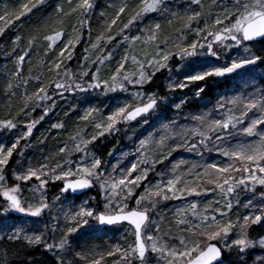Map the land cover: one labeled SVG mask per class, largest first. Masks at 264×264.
<instances>
[{"label":"snow or ice","instance_id":"obj_1","mask_svg":"<svg viewBox=\"0 0 264 264\" xmlns=\"http://www.w3.org/2000/svg\"><path fill=\"white\" fill-rule=\"evenodd\" d=\"M41 3L23 0L17 8L0 12V34ZM109 7L114 11L108 14L101 9L103 28L85 43L75 67L68 61L76 55L83 29L91 31L95 0L56 3L54 29L44 35L33 31L21 48L18 32L3 53L11 54L13 61L3 86L5 94L11 100L17 95L15 88L22 91L15 111L10 104L0 116V133L11 136L10 141L0 140V264H10L21 254V264H33L27 253L36 247L52 253L56 264H264V233H252L253 226L264 228V191L255 192L256 186L264 188V84L250 83L239 90L225 87L227 95L214 93L215 102L202 95L209 80H228L230 74L238 82L250 75L246 66L259 62L264 67V0H184L183 4L115 0ZM153 14L166 18L169 27L178 26L167 34L161 19L149 18ZM120 19L122 23L114 28ZM66 27L69 34L63 46L54 49ZM40 41L45 42L44 55L33 64L31 46ZM50 52H54L51 58ZM173 57L179 60L173 62ZM26 58L29 72L24 76ZM32 69L40 74L32 76ZM161 69L169 71L168 91L163 95L145 88ZM29 78L34 81L31 89ZM189 86L193 97L209 107L184 112L188 98L177 99L175 90ZM117 90L129 98L110 111L83 106L76 117L83 126L71 131L68 141L56 149L62 156L42 154L35 161L26 156L34 125L56 107L61 95ZM162 105L176 110L174 118L163 119L141 136L135 149L138 155L126 166L93 150L98 137L118 133L121 124L127 126L137 117L138 123L147 124L145 117L152 113L159 117L168 110ZM36 106L41 108L40 117L26 118ZM77 107L72 103L64 115ZM17 127L19 133L12 135ZM52 127L62 128L63 121H54ZM177 148L197 154L212 151L226 159L202 164L176 160L169 170L157 174L160 179L150 180L155 165ZM56 181L59 186L49 197L50 182ZM91 187L97 192L82 195ZM209 192L216 194L203 199L202 194ZM244 192L255 193L259 201L244 199V211L233 215ZM181 197L188 199L171 211L161 207L162 202ZM60 200L71 207L60 206ZM58 206L62 221L55 212ZM116 228L127 234V239L121 236L125 242L111 243L106 249L73 243V234L86 239Z\"/></svg>","mask_w":264,"mask_h":264},{"label":"trees","instance_id":"obj_2","mask_svg":"<svg viewBox=\"0 0 264 264\" xmlns=\"http://www.w3.org/2000/svg\"><path fill=\"white\" fill-rule=\"evenodd\" d=\"M1 1V0H0ZM55 0H48L45 3H41L40 5H37L34 9L30 11V13H25L24 16L19 18V23L17 21H13L12 25H9V27L5 30V33L0 34V116H3L6 111L9 110V105L11 104V111H15L16 106L18 105L19 99H20V92L22 89L15 88L14 91H16L17 95L13 96L11 100H9L5 94L4 91V84L7 82V78L5 76V72L8 71V69H12L13 61L11 59V54L8 56H5L3 53H7L8 48L12 46L11 37L13 35H16L18 32L21 34L22 39L20 41V44L17 46L18 48H21L23 46H26L27 43V36L31 34L33 31L37 32L40 35H44L47 33L49 29H52V26H56L53 21L55 20V16L52 15L55 9L54 5ZM184 0H176V2ZM58 2L63 3L67 5L68 0H58ZM115 1H109V0H95V8L92 12L91 16L89 17V25L91 31L89 32L88 28L83 29V35H82V41L81 43H78V46L75 47L74 52L75 56L68 61L70 65L73 67L77 64V57L80 56L79 53H77V50H82L84 48V44L87 42L88 37H95L98 31H100L103 28V19L105 17H102L100 15L101 9L104 10L105 13H112L114 9L112 7H109L110 3H114ZM128 2L135 3V0H128ZM6 3V6H1L0 2V12L4 10H10L13 8H17L19 6V0H7L4 1ZM46 12H50L49 15L42 18ZM151 16H155L152 17ZM126 18V17H123ZM151 19L159 18L161 19L162 27L166 29L167 34H171L172 28L178 26L175 23L169 27L166 24V18H162L159 16H156L155 14L150 15ZM122 23V19L117 21L116 25H113V27L119 26V24ZM69 24V18H65V25ZM77 28L80 27L79 24L76 25ZM68 32V28L66 27V33ZM87 39H86V37ZM188 36L191 37V32L188 33ZM62 46V45H60ZM259 46V45H258ZM58 47V46H57ZM56 47V48H57ZM32 51V63L35 64L38 59L43 58V48H33V45L31 46ZM54 52H50L48 55L49 58H51V55H53ZM173 62L178 61L177 57L172 58ZM47 67V64L44 65ZM23 71L21 75L27 76L29 72V61L26 58L23 62ZM249 69L255 68L260 73L264 74V67L261 66V64L258 62L254 66H246ZM40 73L36 71V69H32V76H36ZM175 75V72L172 73ZM47 75V74H44ZM169 75V71L167 69H162L158 73L155 74L153 81L149 82L148 85L145 86L146 90H153L156 89L159 94L163 95L168 90L165 87V78ZM231 76H229L228 80H225L223 78H220L219 80H209V87L206 91L203 92V97L205 100H210L212 102H215L216 96L214 93L219 92L221 95H227V93L224 91L225 87L231 89V88H237L239 90L240 88L244 87L243 80L240 81H232L230 79ZM48 78L50 79L51 76L48 75ZM29 85L28 87L31 89L33 86L34 81L29 78ZM231 82H233V85L231 86ZM194 84L198 82H193ZM185 91V92H182ZM93 92L88 93L83 98L81 96V93H68L67 96L61 95V98L57 100L56 107L52 108L49 113L44 114V118L38 120V122L34 125L33 132L31 133L30 140L28 147L25 149V154L27 157H31L34 161L40 159L41 155H48L50 158H53V154H55L57 157L62 156L61 153H56V149L59 144L67 142L68 136L71 131H75L77 127L83 126V121H77L76 117L82 113V108L85 106L84 104H90L95 105L96 107L103 108L105 111L111 110L112 103L117 102H123L124 99H126V96H128L127 93H123L120 90H117L115 92L108 93L107 95H99L95 94L92 95ZM172 94V93H171ZM175 97L177 99H180L182 97H187L188 99L184 101V112H194L196 109H205L209 107L208 104L201 103L199 98H195L192 95V87L189 86L185 89H176L175 90ZM96 100V101H95ZM94 101V104H91V102ZM47 103V102H46ZM72 103H76L78 105L77 109H74L72 112L68 113L66 116L64 113L67 111V109L70 107ZM167 107V112L164 113L167 116H170L173 111L170 105L163 106ZM184 112H181L180 114L184 115ZM41 115V108L39 106H36L34 111L26 118H37ZM63 121V127L62 128H53L52 123L54 121ZM137 121L128 122L127 126L121 124L119 126V132L113 133L111 135L105 134L103 138L98 137L97 141L93 142V150H97L98 154L102 156L103 159L109 160L110 162L113 161V158L115 155H122L127 154V161L128 156L132 154V151L134 152L135 147V141L137 142V139L141 136H143L142 133L145 131H148L147 124L143 126H139L137 128ZM91 126L89 127L88 131L91 132ZM20 127H17V129L13 130L12 135H15L19 133ZM11 136L4 132L0 133V140L2 141H10ZM22 144L24 141L21 142ZM112 150L111 152L109 150ZM178 152L180 153V149L177 148L174 151L171 152V155H169L165 161H161L160 164L167 167L172 166L173 161L176 160H183L186 162H192L195 161L197 164L201 160V154H197L196 152H193L187 148L183 149V152L180 153L181 158H177ZM208 155L205 156L206 159H203L204 163H208L210 161H214L219 153H215L212 151ZM16 153H14L12 161H10V164L15 161ZM225 157H221V159ZM215 161L222 160L218 159ZM187 165H180V167H186ZM159 167V164L155 165V168ZM154 168V169H155ZM152 173H150L151 175ZM59 181L56 182H50L51 191H49V197H51L52 192L55 191V189L59 186ZM259 191H263L261 187H257L255 189V192L258 193ZM97 192V188L95 187L93 191H91V194H94ZM245 193V192H244ZM243 193V194H244ZM242 194V195H243ZM241 195V196H242ZM80 196L75 197V202L77 203L78 200H80ZM247 198L244 197L243 200ZM243 200H241V205ZM134 203V201H132ZM66 206H71L69 203L65 202ZM61 221L63 220V217L58 214ZM16 217H23L20 215L14 214ZM36 218H33L35 220ZM43 224V223H40ZM258 232V226H253L252 233L255 234ZM262 232V231H260ZM264 233V232H263ZM79 242L80 247H91V248H97V249H106L110 246L111 243H114V239L108 237V234L105 235H92L90 237L82 238L80 235L73 234V243ZM9 247H13V245H9ZM27 255L33 257V264H56L55 257L52 253H50L47 250H44L40 247H36L33 250L29 251ZM24 259V255L21 254V256L13 257L11 259L10 264H21V261ZM67 260L68 257H65Z\"/></svg>","mask_w":264,"mask_h":264},{"label":"rangeland","instance_id":"obj_3","mask_svg":"<svg viewBox=\"0 0 264 264\" xmlns=\"http://www.w3.org/2000/svg\"><path fill=\"white\" fill-rule=\"evenodd\" d=\"M4 1H7V0H1L0 2H1V6H6L7 4L6 3H4ZM48 0H42V3H45V2H47ZM109 1H115V0H109ZM21 2H23V0H19V3H21ZM179 3H181V4H183V2L182 1H178ZM56 3H58V0H55L54 1V5L56 4ZM49 13L50 12H46V14H44L43 16H42V18H44L45 16H47V15H49ZM152 17H155V16H151V18ZM56 26H52V29H54ZM69 34V32H67V33H65V35L64 36H62L61 37V40H58V41H56L55 42V44L53 45V48L55 49L57 46H60V45H62V41L63 40H66V38H67V35ZM86 37V36H85ZM92 39H94L95 37H91ZM86 39H87V37H86ZM113 39H116V37H114ZM87 42H90V37H88V39H87ZM86 42V43H87ZM45 46V42H43V41H40L38 44H33V48H38V47H41V48H43ZM63 46V45H62ZM78 46V44L76 45V47ZM108 46H111V42H109V45ZM84 47H85V44H84ZM138 49L141 47L139 44H137V46H136ZM81 52H82V50H77V53H79L80 55H81ZM177 59L179 60V57H177ZM115 61H112V63H114ZM8 70H10V69H8ZM105 71H107V69L105 68L104 69ZM162 70V69H161ZM8 72V71H7ZM7 72H5V76H4V78L6 77L7 78ZM230 79L232 80V81H235L234 79H232L231 77H230ZM242 82H245L244 83V85L243 86H245V85H248V84H255L257 87H259V85H261V84H264V74L263 73H260L258 70H256L255 68H252V69H250V75H248V76H246L244 79H243V81ZM231 84V86L233 85V82H231L230 83ZM148 91H151V90H148ZM182 92H185V91H182ZM88 93H91L90 91L89 92H86V93H81V96L84 98L85 97V95L86 94H88ZM108 93H111V92H108ZM108 93H100V92H95V93H92V95H95V94H99L100 96L102 95H107ZM172 94L171 93H169V96H171ZM129 97L128 96H126V99H128ZM125 100V99H124ZM123 100V101H124ZM96 101V100H95ZM117 103H119V102H117ZM117 103H112V105H111V109L117 104ZM91 104H94V101L93 102H91ZM85 106L86 105H89V104H84ZM176 110L175 109H173V111H172V113H174ZM165 112H167V111H165ZM164 112V113H165ZM164 113H162L159 117H156V114L155 113H152V117H156L155 119H153L152 117H148V116H146L145 118L147 119V127H149L148 128V131H151L153 128H157V125H158V123L159 122H161L163 119H172V118H174L173 117V114H171L170 116H167L166 114L164 115ZM181 115V117H183L184 115H182V114H180ZM143 125H145V124H140V123H138V121H137V128H139V126H143ZM92 130V129H91ZM148 131H145L144 133H142L143 135H145ZM154 135H155V133H154ZM141 137H139L138 139H137V141L140 139ZM133 142H135V147H136V149H137V147H138V144H137V142H136V140L135 141H133ZM180 149V153L181 152H183V149L184 148H179ZM172 151H174V150H171V152ZM180 153L178 152V155L176 156L177 158H181V156H180ZM210 152H208V151H206V152H204L203 154H201V160L199 161V163H204L203 162V159H206L205 158V156L206 155H208ZM137 155H138V153L136 152V151H132V154L131 155H129L128 156V160L129 161H127V154H118V155H115L114 156V158H113V161H120V166H126L128 163H130L131 162V160H133V159H135L136 157H137ZM168 157V156H167ZM166 157V158H167ZM221 157H223L222 156V154H219L218 155V157L215 159V160H218V159H220V160H222L223 159V161L225 160L224 158H222L221 159ZM214 160V161H215ZM211 162V161H210ZM157 164H159V167H156L155 169H154V171H152V172H150V173H152L151 175H150V173H149V179L151 180L152 178H156V179H160L161 177H159L157 174L161 171V170H165V171H167V170H169L170 169V165L169 166H167V167H165V166H163V165H161L160 164V162L159 163H157ZM210 186V185H209ZM141 187H142V185H141ZM257 187H261V186H257ZM262 190L264 191V188H262ZM216 193L215 192H209V193H203L202 194V198L203 199H210L213 195H215ZM87 195H91V194H85L84 196H87ZM244 197H247V198H245V199H248V198H252V199H254V201H259V197L257 196V195H255V193H249V192H245L242 196H241V200H243V198ZM193 198H196V199H201V197H197V196H194ZM188 199V197H181V198H177L176 200H167V201H164V202H162V205H161V207L162 208H169V210L171 211V209H172V207H174V206H178V204H180V203H183L184 201H186ZM79 201L80 200H78V202L77 203H79ZM58 204L60 205V206H63V207H67L66 206V203H65V201L64 200H60L59 202H58ZM69 208L71 207V206H68ZM250 210V209H249ZM237 211H240V212H242V211H244V208L242 207V205H241V207H240V209L239 210H237L235 207H234V209H233V215H235L236 213H237ZM55 212L57 213V214H60L62 217H63V213H62V211H61V207H56V209H55ZM47 215H48V213H46L45 214V216L43 217V218H39V223H44L45 222V220L47 219ZM260 231H262V232H260ZM264 232V228H261V227H258V232H256V233H263ZM106 234H108V237H110V238H113L114 239V243H117V242H120V243H123V242H125V240H122L121 239V236L123 235V236H125V239H127L128 237H127V234L126 233H124V230L122 229V228H116L115 230H113V231H109V232H107ZM96 235H99V234H96Z\"/></svg>","mask_w":264,"mask_h":264},{"label":"water","instance_id":"obj_4","mask_svg":"<svg viewBox=\"0 0 264 264\" xmlns=\"http://www.w3.org/2000/svg\"><path fill=\"white\" fill-rule=\"evenodd\" d=\"M142 115H144V114H142ZM137 118H138V117H137ZM137 118H136V119H137ZM93 189H94V187H91V188H90V190H89L88 192L92 191ZM82 194H83V193H82ZM18 214H20V215L24 216V214H23V213H18ZM125 223H126V222H125Z\"/></svg>","mask_w":264,"mask_h":264}]
</instances>
